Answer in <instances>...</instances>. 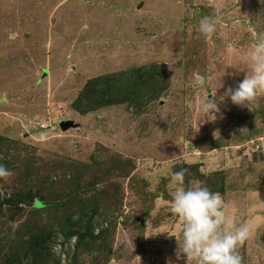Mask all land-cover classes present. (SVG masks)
Listing matches in <instances>:
<instances>
[{
    "label": "rangeland",
    "instance_id": "rangeland-1",
    "mask_svg": "<svg viewBox=\"0 0 264 264\" xmlns=\"http://www.w3.org/2000/svg\"><path fill=\"white\" fill-rule=\"evenodd\" d=\"M217 10L205 37L199 22ZM261 41L264 0H0V165L11 173L0 178V264H184L169 192L198 162L192 180L250 228L243 264H264V94L250 109L221 104L215 121L199 108L243 80ZM149 64L165 65L170 85L146 106L83 91ZM95 200L105 206L81 244L63 232L64 206Z\"/></svg>",
    "mask_w": 264,
    "mask_h": 264
},
{
    "label": "clouds",
    "instance_id": "clouds-1",
    "mask_svg": "<svg viewBox=\"0 0 264 264\" xmlns=\"http://www.w3.org/2000/svg\"><path fill=\"white\" fill-rule=\"evenodd\" d=\"M222 18L223 14L218 10L214 16L203 17L197 31L205 37L213 34ZM248 69L236 87H227L223 94L213 90L199 105L202 113L215 117L210 121H215L217 114L221 113V104L230 100L233 105L250 109L257 98L264 94V41L249 51ZM195 83L204 87L206 79L199 77ZM223 87L222 84L219 89ZM187 172V169H181L172 175L174 187L169 192L171 213L182 224L181 238L177 240V260L183 259L184 264H243L239 248L250 238L249 226L235 223L228 215L225 200L219 192L196 180L186 184ZM10 175V171L0 165V178Z\"/></svg>",
    "mask_w": 264,
    "mask_h": 264
},
{
    "label": "trees",
    "instance_id": "trees-1",
    "mask_svg": "<svg viewBox=\"0 0 264 264\" xmlns=\"http://www.w3.org/2000/svg\"><path fill=\"white\" fill-rule=\"evenodd\" d=\"M165 67V65L159 66L156 64H149L134 69L101 74L89 79L87 86H85L86 88L83 91H92V96L87 95L89 98L101 93L105 96L103 99L110 104L131 102L134 105L143 107L160 99L168 89L170 78ZM90 83L92 86H88ZM197 164L186 165L183 163V169L188 170L185 177L187 181L192 180V177L195 174H198ZM41 202V205L35 207L38 211L43 210L45 206L49 205L48 201H45L44 199ZM71 202L72 200L69 199L68 203ZM94 203L95 204L91 205V209L82 205L83 207L80 206L74 210L70 207L67 213L65 210L66 207L64 206L65 202H62L60 205L61 208L64 206L63 212L65 219L62 222H65L66 227L63 229V232L65 234L81 232V244L86 242L85 237H87L86 235L89 233L91 225L97 222L96 215H100V211L103 209V206H105L98 201L96 203V200ZM57 204H50V206L56 207ZM54 234L55 232L52 230L42 237L37 239L34 238V240H36L35 248L41 249V247L46 244Z\"/></svg>",
    "mask_w": 264,
    "mask_h": 264
},
{
    "label": "water",
    "instance_id": "water-1",
    "mask_svg": "<svg viewBox=\"0 0 264 264\" xmlns=\"http://www.w3.org/2000/svg\"><path fill=\"white\" fill-rule=\"evenodd\" d=\"M73 124V121L69 120V121H62L61 122V126L63 128H67L68 126L72 125Z\"/></svg>",
    "mask_w": 264,
    "mask_h": 264
},
{
    "label": "built area",
    "instance_id": "built-area-1",
    "mask_svg": "<svg viewBox=\"0 0 264 264\" xmlns=\"http://www.w3.org/2000/svg\"><path fill=\"white\" fill-rule=\"evenodd\" d=\"M257 148H260V144H257Z\"/></svg>",
    "mask_w": 264,
    "mask_h": 264
}]
</instances>
